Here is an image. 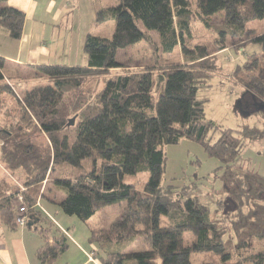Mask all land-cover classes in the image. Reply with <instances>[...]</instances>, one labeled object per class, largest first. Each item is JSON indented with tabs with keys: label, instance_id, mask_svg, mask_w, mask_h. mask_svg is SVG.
<instances>
[{
	"label": "trees",
	"instance_id": "16d2710c",
	"mask_svg": "<svg viewBox=\"0 0 264 264\" xmlns=\"http://www.w3.org/2000/svg\"><path fill=\"white\" fill-rule=\"evenodd\" d=\"M215 17L222 20L215 39L193 44L195 26L210 29ZM25 18L8 0H0V29L12 39H21ZM95 21H114L112 38L87 35V67L37 66L36 77L49 84L18 93L0 57V165L24 176L22 184L0 178V225L19 227L17 196L22 195L25 228L42 239L36 251L39 264H57L70 240L45 214L43 201L83 222L124 203L109 228L90 230L100 264H193L194 254H212L219 264H264V177L237 166L245 140L263 137L264 131L220 130L198 98L218 76V56L229 49V38L243 46L260 45L264 57V27L256 23L264 21V0H121L99 10ZM152 34L158 35L157 49L164 56L180 48L185 62L132 69L117 60L121 50L153 43ZM249 58L232 77L264 105V67L260 70L256 54ZM158 80L165 86L155 97ZM217 131L220 136L212 142ZM37 134L47 142H35ZM184 139L200 143L226 167L222 192L231 208L224 216L190 202L188 189L162 185L165 147ZM142 173L149 175L142 190L126 182ZM48 177L64 193L59 202L43 187ZM162 217L169 221L165 227ZM139 238L149 249L127 253Z\"/></svg>",
	"mask_w": 264,
	"mask_h": 264
},
{
	"label": "rangeland",
	"instance_id": "374dc122",
	"mask_svg": "<svg viewBox=\"0 0 264 264\" xmlns=\"http://www.w3.org/2000/svg\"><path fill=\"white\" fill-rule=\"evenodd\" d=\"M80 4L81 5L74 11L76 20L74 46H78V38L83 35L82 33H85L87 29L89 30L92 27V34L112 38L116 28L115 22L109 21L102 26H95L97 14L92 15V13H94L93 2L89 3L87 6L85 0H82ZM118 5V0H104L102 3L103 8ZM256 23H260L261 26L264 27V21ZM221 24V18L215 17L211 22L212 27L210 29H203L199 25H196L194 31L195 41L193 44H205L213 41L217 36L215 32H217V29H219ZM140 26L143 28L142 25ZM152 40L153 43L142 41L137 45L119 51L117 60L132 69H138V67H155L156 65H164L167 63L182 64L185 62V58L180 48H178L171 56H164L162 51L157 49L159 43L158 35L152 34ZM228 45L229 49L218 56V67L220 68L218 76L212 81L211 87L203 88L199 91L198 98L205 101L207 119L213 121L218 127H220V130L230 129L241 131L244 128L249 127L264 131V105L261 101H254V98L250 95H246V88L241 84H237L232 77L236 67L242 66V64L251 61L252 58H249V56H253L254 54H256L257 58L261 61V65L259 66L260 70L264 67V57L261 55V47L258 44L252 43L243 46L244 42L231 38L228 39ZM238 48H240V51ZM74 49L77 51L76 48ZM60 56L61 55L59 54V57ZM117 72L119 71H112L109 76L114 75ZM49 83L50 82L45 78H37L36 72H34L33 75H29V82L26 85H17L18 87H16V89L18 88L17 91L21 94L25 89L28 90ZM99 84L100 81L95 84V91L99 89ZM164 86V81H157L154 90L155 97H158L163 93ZM2 123L4 122L2 121ZM219 136L220 131H217L210 136V139L212 142H215L218 140ZM33 139L40 144L47 142V138L42 135L39 136L38 134ZM1 146L2 143L0 142V147ZM165 153L167 156V162L162 185L171 186L174 190L179 192L186 188L189 191L188 199L190 202L197 201L198 203L207 206L214 215L219 216L223 214L224 216L231 208L229 207L230 203L227 199V195L222 192V176L226 170L224 164H222L217 158L209 156L200 143L188 139L181 140L176 145L166 146ZM237 166L256 172L264 177V136L245 140V145L240 154ZM11 175L14 179H19L20 181L24 177L22 172ZM1 177L8 178L5 168H0V178ZM12 177H9V179H13ZM148 179L149 175L147 173H142L127 178L126 182L129 184H136L137 189L142 190ZM43 187L46 188V190L51 189L52 192L47 193L50 197L53 195L57 196L58 202L64 198V193H62L61 190L54 188L50 177L46 179ZM222 203H224V205H222ZM124 207L125 204L122 203L104 208L87 222L81 221L76 216H68L60 210L58 214H55L54 211L56 207L53 209L54 211H52V214L65 227V230L70 232L71 236L82 240L84 236L86 237L89 235V227L94 229L109 228L115 220L121 216ZM60 217L63 219L61 220ZM168 224V218L162 217L161 225L165 227ZM1 227L2 226L0 225V230ZM20 228L22 229V227H19V229ZM18 231L20 232V230ZM27 231L29 232L28 228ZM32 235V237L37 239L41 245L39 237L34 234ZM190 235V233L185 234L184 238L186 243L189 242ZM3 237L4 236H2L1 232L0 241ZM14 239H19V237L14 236ZM114 245L115 250H122V245ZM15 246H18V244H15ZM93 246L94 248L96 247L95 245ZM148 249V247L144 246L142 239L139 238L126 249V252H140ZM89 252L92 253L93 251ZM34 261L36 260L34 259ZM192 262L193 264L220 263L212 254H194L192 255ZM35 263L38 264V262Z\"/></svg>",
	"mask_w": 264,
	"mask_h": 264
},
{
	"label": "crops",
	"instance_id": "0c3cea01",
	"mask_svg": "<svg viewBox=\"0 0 264 264\" xmlns=\"http://www.w3.org/2000/svg\"><path fill=\"white\" fill-rule=\"evenodd\" d=\"M82 0H8V5L25 13V23L22 37L20 40H14L5 29H0V57L5 59V73L12 77L11 82L18 87L20 84L29 82V75H33L37 66L63 65L69 67H87L88 56L84 52V44L87 35L92 34V29L82 33L78 38V46H74L75 34V13ZM104 1V0H103ZM102 0H85L87 6L93 2L92 15L97 14L99 10L115 7H102ZM119 4L121 0H118ZM94 19V18H93ZM96 20V19H95ZM105 24V23H104ZM104 24H95L102 26ZM94 25V23H93ZM97 36V35H95ZM103 37V36H100ZM107 38V37H104ZM77 51H75V49ZM59 54L61 55L59 57ZM55 55V56H54ZM18 85V86H17ZM0 168L3 166L0 165ZM8 180L14 183L22 184L19 179H14L12 173H8ZM11 175V176H10ZM12 177L13 179H9ZM2 178V177H1ZM56 207V208H55ZM55 208V211L53 210ZM57 205L51 202H42V209L57 227L68 236L70 248L57 261V264H100L98 258L94 255L96 247L89 242L88 236L82 240L71 236L68 230L53 216L59 213ZM62 212V211H61ZM60 216V215H59ZM62 220L63 218L60 217ZM2 226V225H1ZM92 227H89L91 230ZM20 228L15 230L5 226L1 227L3 239L0 241V264H36V251L41 246L37 239L38 236L33 229ZM20 230V232L18 231ZM27 231V232H26ZM0 232V235H1ZM33 232V233H30ZM18 236L19 239H14ZM12 241V242H11ZM18 244V246H15ZM18 250V251H17ZM89 251H93L90 253ZM34 259L36 261H34ZM39 264V262H38Z\"/></svg>",
	"mask_w": 264,
	"mask_h": 264
},
{
	"label": "built area",
	"instance_id": "2783aa9c",
	"mask_svg": "<svg viewBox=\"0 0 264 264\" xmlns=\"http://www.w3.org/2000/svg\"><path fill=\"white\" fill-rule=\"evenodd\" d=\"M17 200H18V202L20 204V207H19L20 215H19V217L17 219V223H18L19 227L25 228L28 219H27V216H26L27 210H26V207L24 206V201H23L22 195L18 194ZM37 206L41 208L40 203H38ZM94 255L95 254L93 253L90 256L93 258Z\"/></svg>",
	"mask_w": 264,
	"mask_h": 264
},
{
	"label": "water",
	"instance_id": "95a60500",
	"mask_svg": "<svg viewBox=\"0 0 264 264\" xmlns=\"http://www.w3.org/2000/svg\"><path fill=\"white\" fill-rule=\"evenodd\" d=\"M74 122H75V119H72V124H74Z\"/></svg>",
	"mask_w": 264,
	"mask_h": 264
}]
</instances>
